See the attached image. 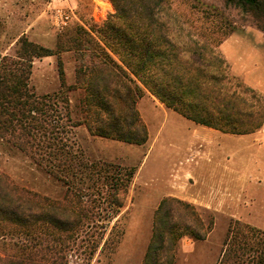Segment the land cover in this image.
Returning a JSON list of instances; mask_svg holds the SVG:
<instances>
[{
  "label": "trees",
  "instance_id": "trees-1",
  "mask_svg": "<svg viewBox=\"0 0 264 264\" xmlns=\"http://www.w3.org/2000/svg\"><path fill=\"white\" fill-rule=\"evenodd\" d=\"M170 1L109 0L115 12L103 26L84 23L61 36L55 50L22 37L15 55L0 56V139L69 186L63 201H53L0 172V239L26 238L7 253L0 249V264H60L58 243L67 241L68 247L95 223L82 208H74L82 198L72 183L93 164L70 145L73 129L85 126L92 136L144 145L149 132L137 105L146 94L196 125L223 134L249 135L263 127V108L233 90L216 46L196 38ZM224 1L250 14L264 29V0ZM64 53L76 56L72 85L66 81ZM54 56L61 88L39 95L30 86L34 60ZM246 91L255 94L251 88ZM76 92L82 94L81 118L71 106L70 95ZM133 175L131 171L126 183L113 180L115 201ZM212 229L213 221L205 224L195 205L165 198L155 212L143 264H176L184 237L203 241ZM102 242L100 238L94 244L95 250ZM218 264H264V231L235 221Z\"/></svg>",
  "mask_w": 264,
  "mask_h": 264
},
{
  "label": "rangeland",
  "instance_id": "rangeland-1",
  "mask_svg": "<svg viewBox=\"0 0 264 264\" xmlns=\"http://www.w3.org/2000/svg\"><path fill=\"white\" fill-rule=\"evenodd\" d=\"M170 4L182 15L180 20L193 28L196 38L216 46L233 90L264 110V91L247 84L223 53V45L234 37L264 44V29L250 14L226 5L224 0H171ZM114 12L109 0H0V56L15 55L22 37L55 50L61 36L84 23L99 28ZM61 15L70 19L59 32L56 23ZM61 59L67 84L72 85L76 56L64 53ZM252 60L261 66L264 55L258 53ZM58 61L57 56L34 60L30 82L34 92L53 94L61 88ZM259 75L255 73L253 79ZM70 98L74 116L81 118V92L72 93ZM137 108L149 132L144 145L92 136L85 126L68 135L74 150L93 164L78 172L72 183L82 198L74 208H82L96 227H91L92 223L68 247L67 241L62 246L58 243L60 264H143L155 212L165 198L177 195L195 201L186 200L196 206L205 224L213 221V229L203 241L184 237L178 245L176 264H218L235 221L264 231V125L254 137L223 134L185 119L150 94L138 101ZM104 163L118 168L110 169ZM131 171V184L121 187L116 195L124 204L119 209L111 185L118 178L126 183ZM0 172L20 187L53 201H63L69 188L1 139ZM213 192L219 194V200L227 197L230 206L206 203ZM100 238L103 242L95 250ZM25 239H0V249L7 253L14 244L26 243Z\"/></svg>",
  "mask_w": 264,
  "mask_h": 264
},
{
  "label": "crops",
  "instance_id": "crops-1",
  "mask_svg": "<svg viewBox=\"0 0 264 264\" xmlns=\"http://www.w3.org/2000/svg\"><path fill=\"white\" fill-rule=\"evenodd\" d=\"M264 46L262 42H250L248 39L234 37L233 39L227 41L223 45V53L225 55V58L231 65L233 66V70L241 75L243 78H245L247 84H249L252 87H255L257 89H260L264 91V62H262L261 66H258L252 58L258 54L262 53L264 55ZM255 73L260 74L258 78L253 79V75ZM229 135V134H227ZM254 137L255 134H249ZM237 136H246V135H237ZM191 176H194L191 174ZM214 190V189H213ZM212 193L209 197H207V202L209 204H215L219 203L220 205L225 206L226 204L229 205V202L227 200V197L218 199L219 194L216 192ZM178 199L189 201L191 203H194L192 199H189L187 197H181L176 196ZM209 200V201H208ZM230 206V205H229Z\"/></svg>",
  "mask_w": 264,
  "mask_h": 264
},
{
  "label": "built area",
  "instance_id": "built-area-1",
  "mask_svg": "<svg viewBox=\"0 0 264 264\" xmlns=\"http://www.w3.org/2000/svg\"><path fill=\"white\" fill-rule=\"evenodd\" d=\"M70 19L69 15H61L60 20L56 23V28L59 32H62L64 29V26L67 25L68 21Z\"/></svg>",
  "mask_w": 264,
  "mask_h": 264
}]
</instances>
